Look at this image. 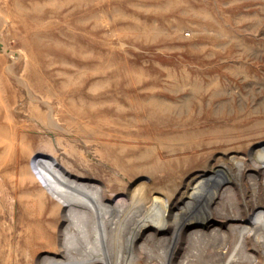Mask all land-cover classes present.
Wrapping results in <instances>:
<instances>
[{"label":"rangeland","instance_id":"374dc122","mask_svg":"<svg viewBox=\"0 0 264 264\" xmlns=\"http://www.w3.org/2000/svg\"><path fill=\"white\" fill-rule=\"evenodd\" d=\"M232 154L250 168L231 206L262 236L264 0H0V264L59 252L54 167L106 184L135 245L174 212L185 233L220 225Z\"/></svg>","mask_w":264,"mask_h":264},{"label":"bare ground","instance_id":"6f19581e","mask_svg":"<svg viewBox=\"0 0 264 264\" xmlns=\"http://www.w3.org/2000/svg\"><path fill=\"white\" fill-rule=\"evenodd\" d=\"M228 158L235 166L222 164L215 171L213 191L219 194L220 202L209 208V211L214 209L221 220L220 225L185 233L184 220L176 219L174 212L169 222L172 227L169 236L149 233L135 245L126 244L134 224L117 220L122 211L118 202L107 194L106 184L99 188L89 184L80 174L54 167L48 177H44V182L63 208V221L56 244L59 252L46 254L43 258L51 264H138L139 258L147 264H264V232L262 236H256L248 226L252 214L241 213L239 207H232L230 203V184L234 175L248 174L249 157L232 154ZM233 169H236L234 174ZM60 175L66 176L62 185L58 184ZM109 199L111 207L106 204ZM84 206L88 209L85 231L81 227ZM192 210L194 208L190 206L184 208L186 213ZM83 236L85 240L80 245ZM178 248H183V252L173 261ZM60 253L63 255L57 257Z\"/></svg>","mask_w":264,"mask_h":264}]
</instances>
